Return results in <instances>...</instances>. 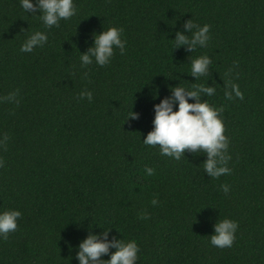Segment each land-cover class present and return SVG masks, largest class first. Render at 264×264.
<instances>
[{"label": "trees", "instance_id": "1", "mask_svg": "<svg viewBox=\"0 0 264 264\" xmlns=\"http://www.w3.org/2000/svg\"><path fill=\"white\" fill-rule=\"evenodd\" d=\"M74 6L73 16L45 27L38 11L0 0V96L15 92L0 101V210L21 212L17 229L0 239V264H78L79 241L108 228L136 240L134 264H264V0ZM189 18L207 23L210 35L191 53L173 39ZM110 26L123 29L125 51L114 48L103 66H81L92 34ZM35 30L47 41L20 51ZM200 54L212 63L195 79L190 61ZM229 78L243 98H225ZM204 82L215 92L201 99L223 107L229 139L231 172L215 178L203 170V152L174 159L142 143L152 105L169 86ZM224 217L237 229L232 246L219 248L208 235Z\"/></svg>", "mask_w": 264, "mask_h": 264}, {"label": "clouds", "instance_id": "2", "mask_svg": "<svg viewBox=\"0 0 264 264\" xmlns=\"http://www.w3.org/2000/svg\"><path fill=\"white\" fill-rule=\"evenodd\" d=\"M26 13H37L45 27L57 25L61 19H67L76 13L74 0H19ZM183 31L177 30L174 35L176 46H184L190 53L196 47H204L208 40L209 25H198L190 18L183 23ZM123 29L110 26L99 33L92 34V43L83 52H80L81 66L95 61L103 66L109 63L114 48L121 53L125 51L126 41L121 38ZM188 33H191L189 36ZM47 33L35 30L24 39L20 51L31 52L34 47L42 46L47 41ZM190 75L195 79L208 73V66L212 63L207 54H200L191 59ZM226 99L233 96L243 98L242 92L231 78L224 82ZM215 92L213 85L192 84L191 88L175 85L169 86V94L152 105V128L143 137L142 143L159 148L161 155L180 159L184 150L203 152L206 158L203 161V170L210 177H218L231 172L228 167L229 139L224 135V123L220 117L223 107H214L207 100L201 99L204 95L211 96ZM81 97L92 98L91 91H82ZM156 93H154L155 98ZM15 92L0 96V101L12 100ZM191 98L192 102H189ZM18 103V101H16ZM175 109V110H174ZM127 117L137 119L138 113L132 112ZM126 117V118H127ZM6 139V137H5ZM2 143V141H0ZM3 160L0 159V166ZM154 169L145 166V173L152 175ZM225 193L228 185H221ZM156 204L155 198L151 201ZM146 215V214H145ZM21 216L18 209L9 208L0 210V239H6L8 234L17 229V219ZM109 229L101 232L89 231L79 241L75 253L78 264H134L138 259L139 245L135 239L122 240L109 234ZM237 221L224 217L215 221L209 242L219 248L231 247L235 239ZM71 247V246H70ZM114 249V251H110ZM107 254L108 258H102Z\"/></svg>", "mask_w": 264, "mask_h": 264}]
</instances>
